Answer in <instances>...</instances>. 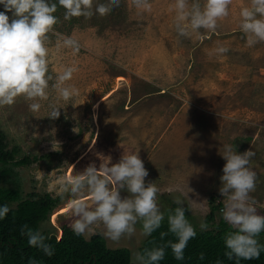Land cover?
Returning a JSON list of instances; mask_svg holds the SVG:
<instances>
[{"label":"rangeland","instance_id":"obj_1","mask_svg":"<svg viewBox=\"0 0 264 264\" xmlns=\"http://www.w3.org/2000/svg\"><path fill=\"white\" fill-rule=\"evenodd\" d=\"M96 3L107 0H94V7ZM150 3V13L136 10L131 0H120L119 7L103 17L65 21L63 8L54 13L58 18L54 33L76 38L80 51L57 53V36L50 33L49 74L54 79L49 82V99L41 101L37 112L22 97L12 106L0 107V130L7 145L17 146L19 157L37 159L11 167L0 186L55 198L53 189L71 165L74 172H82L90 163L99 168L101 155L110 156L114 164L123 152H138L149 173L145 183L160 190L161 212L178 197L188 221L200 228L208 198L223 208L222 155L224 146L232 145L237 153H255L249 167L256 173V188L250 196L258 214L264 215V42L248 47L238 27L239 9L248 0H233L229 17L215 32L201 29L191 38L179 37L172 25L175 14L169 6L174 0ZM219 46L229 51L212 54ZM70 66L78 70L67 83L80 94L57 101L51 86ZM49 105L59 108L58 118L48 117ZM69 199L59 198L39 230L58 237L63 224L70 227ZM136 229L134 236L119 243L107 240L102 229L96 233L106 247L128 249L135 264L134 253L146 237L140 235V223Z\"/></svg>","mask_w":264,"mask_h":264},{"label":"clouds","instance_id":"obj_2","mask_svg":"<svg viewBox=\"0 0 264 264\" xmlns=\"http://www.w3.org/2000/svg\"><path fill=\"white\" fill-rule=\"evenodd\" d=\"M233 0H174L169 11L174 12L172 25L179 37L199 36L200 30L215 32L219 22L229 17V6ZM4 11H0V107L12 106L18 97L30 102L33 112L41 109V101L49 99V82L54 79L49 74L50 33L58 18L54 15L58 5L64 10V20L93 15H108L120 0H107L96 3L94 0H0ZM131 5L139 12H151L150 0H131ZM11 13V17L7 14ZM238 27L246 36L247 46L252 47L264 42V0H248L238 12ZM57 36L55 50L70 49L75 55L80 51L79 41L72 36ZM229 49L219 46L212 54L223 55ZM75 66L64 67L55 76L52 89L57 93V101L67 102L78 96L79 90L69 85ZM50 119L60 115L58 107L49 105ZM251 150L237 153L232 145H225L223 159L225 164L220 177L219 194L224 198L221 209L223 220L230 226L224 236L225 257L240 260L258 259L264 245L258 237L264 232V215H259L255 200L250 193L256 188V173L249 167ZM99 168L89 164L82 172L71 171L62 177L53 189L62 201L66 196L67 214L72 218L70 227L78 236L90 237L102 229V235L109 241L119 243L122 238L136 234L137 223L141 224L140 235L149 236L159 229L165 219L161 212L157 194L159 188L152 182L145 183L148 170L138 152H123L117 163H111L110 156H99ZM127 192L121 196V192ZM172 191V189H169ZM178 206L167 215L168 232L176 237L166 244L143 252L134 253L135 264H158L170 248L176 260L184 259V250L189 240L195 238L196 231L186 219L184 203L175 198ZM10 211L8 205L0 206V219ZM201 231L209 225L201 221ZM21 234L26 235L28 245L42 250L45 255H53V248L46 243L48 237L39 229L25 225ZM60 236V234H59ZM56 237V239L59 238ZM203 259V254H201Z\"/></svg>","mask_w":264,"mask_h":264},{"label":"trees","instance_id":"obj_3","mask_svg":"<svg viewBox=\"0 0 264 264\" xmlns=\"http://www.w3.org/2000/svg\"><path fill=\"white\" fill-rule=\"evenodd\" d=\"M57 3V0H49ZM58 5L56 13L61 11ZM20 149L17 146L9 147L5 135L0 130V180L11 173V167H23L36 162L35 156L19 157ZM49 154L44 157L48 158ZM59 203V197L52 198L48 193L30 191L22 194L19 187L0 186V206L8 205L10 211L6 217L0 219V264H134L130 261V254L126 248L106 247L103 236L96 233L84 239L74 234L72 228L63 224L60 227V236L56 239L53 234L43 233L54 250L53 255H45L42 250L28 245V238L21 234V229L27 225L32 229H39L42 223L47 222L51 211ZM178 205H171L164 209L165 219L159 229L146 236L137 252L166 244L176 237L168 232L166 221L170 210ZM221 205L215 199L208 198L207 213L204 222L210 227L206 231L193 226L195 238L189 240L184 250V259L176 260L170 248L165 249L164 258L158 264H236L235 259L228 260L224 252V236L230 231V226L223 220L219 210ZM186 219L189 218L185 209ZM217 222L214 223V218ZM264 232L258 237L259 243L264 245ZM203 254V259H201ZM239 264H264V251L258 259L240 260Z\"/></svg>","mask_w":264,"mask_h":264}]
</instances>
